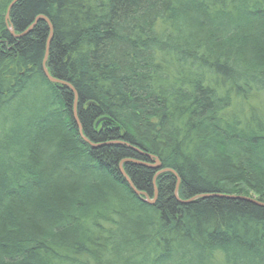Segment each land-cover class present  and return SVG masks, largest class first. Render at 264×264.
<instances>
[{
  "label": "trees",
  "instance_id": "1",
  "mask_svg": "<svg viewBox=\"0 0 264 264\" xmlns=\"http://www.w3.org/2000/svg\"><path fill=\"white\" fill-rule=\"evenodd\" d=\"M13 1L0 264H264V0Z\"/></svg>",
  "mask_w": 264,
  "mask_h": 264
},
{
  "label": "water",
  "instance_id": "2",
  "mask_svg": "<svg viewBox=\"0 0 264 264\" xmlns=\"http://www.w3.org/2000/svg\"><path fill=\"white\" fill-rule=\"evenodd\" d=\"M18 1H19V0H14V1L12 2L11 6L9 7V10H8V13H7V16H6V20H7V22L9 21V18H10V11H11L12 7H13ZM39 20H44L45 22H47V23L49 24V26H50V31H51V35H50L49 42H48V50H47V54H46L45 59H44V72H45V75L47 76V78H48L52 83H55V84H61V85H66L67 87H69L70 89H72V91L74 92L75 98H76V103H77L78 94H77V92L73 89V87H71L70 85H68V84H66V83H63V82H61V81H58V80L53 79V78L50 76V74H49V72H48V70H47V68H46V62H47V59H48V53H49V45H50V42H51V40H52V36H53V32H52V31H53V27H52V25L50 24L49 20H48L47 18H45V17H40V18H38L35 24H33V25H32V26H31L26 32H24L23 34H20V35H16V34L14 33V31L12 30V28H10V31H11L12 35H13L15 38L20 39V38L24 37L25 35H27L29 32H31ZM75 105H76V104H75ZM75 119H76V121H77V123H78L79 129H80V134H81V136L83 137V135H82V130H81V126H80V124H79V122H78V119H77L76 108H75ZM83 138H84V137H83ZM84 140H85L87 143H89L93 148H100V147L103 146V145L92 144V143H90L86 138H84ZM134 150H135L136 152H138L140 155H142V156H146L147 158H149L150 161H151L153 164L150 165V164L139 163V162H136V161H128V160H125V161H123L122 164L120 165V172H121L122 176L126 179V181L129 183V185L131 186V188L135 191V193H136L138 196L142 197V198L145 200V202H147L148 204H150V205H155L156 200H157V197H158V191L156 190L155 198H154L153 200L150 199V197H149L146 193H143V192L137 191V190L134 188V186H133L131 180H130V179L128 178V176L126 175V173H125V171H124V169H123V164L126 163V162H134V163H136V164H141L142 166H145V167H147V168H150V169H153V170L158 171V173H157V175H156V177H155V180H154V181H155V182H154V186H155V188H156V178H157L159 175L164 174V173H173L174 175H176V174H175V172H174L173 170H171V169H163L162 163L160 162V160H159L158 158H156V157H154V156H151V155L144 154V153L140 152V151L137 150V149H134ZM176 176H177V175H176ZM177 178H178V176H177ZM179 183H180V179L178 178V184H177V188H176V192H175V193H176V197H178ZM201 197H202V198H209V197H213V196H212V195H204V196H201ZM215 197H224V198H228V199L243 200V201L251 202V203H254V204L258 205V206L264 207V203L258 202V201L255 200L254 198L242 197V196H239V197H236V196H220V195H216ZM190 202H191V201H189V202H182V203H183V204H188V203H190Z\"/></svg>",
  "mask_w": 264,
  "mask_h": 264
}]
</instances>
